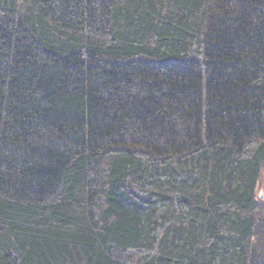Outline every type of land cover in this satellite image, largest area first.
<instances>
[{
	"label": "trees",
	"instance_id": "16d2710c",
	"mask_svg": "<svg viewBox=\"0 0 264 264\" xmlns=\"http://www.w3.org/2000/svg\"><path fill=\"white\" fill-rule=\"evenodd\" d=\"M264 0H0V264H264Z\"/></svg>",
	"mask_w": 264,
	"mask_h": 264
},
{
	"label": "rangeland",
	"instance_id": "374dc122",
	"mask_svg": "<svg viewBox=\"0 0 264 264\" xmlns=\"http://www.w3.org/2000/svg\"><path fill=\"white\" fill-rule=\"evenodd\" d=\"M259 194L264 199V171L262 173V179H261V185H260V189H259Z\"/></svg>",
	"mask_w": 264,
	"mask_h": 264
}]
</instances>
